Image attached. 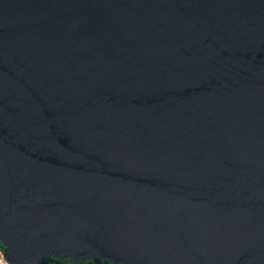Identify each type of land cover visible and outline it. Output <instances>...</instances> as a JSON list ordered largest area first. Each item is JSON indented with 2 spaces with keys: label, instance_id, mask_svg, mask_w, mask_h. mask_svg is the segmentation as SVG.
Masks as SVG:
<instances>
[{
  "label": "water",
  "instance_id": "obj_1",
  "mask_svg": "<svg viewBox=\"0 0 264 264\" xmlns=\"http://www.w3.org/2000/svg\"><path fill=\"white\" fill-rule=\"evenodd\" d=\"M8 264H264V0H0Z\"/></svg>",
  "mask_w": 264,
  "mask_h": 264
},
{
  "label": "trees",
  "instance_id": "obj_2",
  "mask_svg": "<svg viewBox=\"0 0 264 264\" xmlns=\"http://www.w3.org/2000/svg\"><path fill=\"white\" fill-rule=\"evenodd\" d=\"M5 244L0 241V250L3 252L5 251ZM90 262L95 263V260L92 258H73L68 256L63 257H56L55 254H49L47 256V264H90ZM100 262H108V263H114V264H124V263H115L113 260H110L107 257H100ZM12 264H21L19 262H15Z\"/></svg>",
  "mask_w": 264,
  "mask_h": 264
},
{
  "label": "built area",
  "instance_id": "obj_3",
  "mask_svg": "<svg viewBox=\"0 0 264 264\" xmlns=\"http://www.w3.org/2000/svg\"><path fill=\"white\" fill-rule=\"evenodd\" d=\"M0 264H8L7 259L4 256V252L2 250H0Z\"/></svg>",
  "mask_w": 264,
  "mask_h": 264
},
{
  "label": "flooded vegetation",
  "instance_id": "obj_4",
  "mask_svg": "<svg viewBox=\"0 0 264 264\" xmlns=\"http://www.w3.org/2000/svg\"><path fill=\"white\" fill-rule=\"evenodd\" d=\"M90 264H98L97 262L93 263V262H90ZM99 264H112V263H108V262H104V263H99ZM114 264V263H113Z\"/></svg>",
  "mask_w": 264,
  "mask_h": 264
}]
</instances>
